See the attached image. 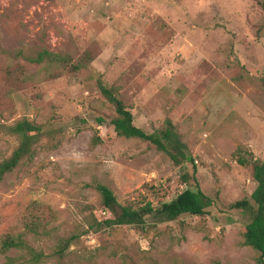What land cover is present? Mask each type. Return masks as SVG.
<instances>
[{"label":"rangeland","instance_id":"rangeland-1","mask_svg":"<svg viewBox=\"0 0 264 264\" xmlns=\"http://www.w3.org/2000/svg\"><path fill=\"white\" fill-rule=\"evenodd\" d=\"M84 47L93 59L74 73L29 60ZM119 71L133 124L152 133L169 119L192 162L115 133L90 78ZM22 118L43 131L32 158L0 180V243L19 236L49 254L75 231L63 259L41 264H255L241 237L248 218L230 204L251 194V162L264 159V0H0V162ZM97 183L121 204L157 205L196 185L213 204L144 229L86 232L90 212L104 215ZM16 255L0 248V264Z\"/></svg>","mask_w":264,"mask_h":264},{"label":"trees","instance_id":"trees-1","mask_svg":"<svg viewBox=\"0 0 264 264\" xmlns=\"http://www.w3.org/2000/svg\"><path fill=\"white\" fill-rule=\"evenodd\" d=\"M92 59L90 50L85 47L80 50L75 58L45 48L40 50L35 57L29 58L31 62L47 61L54 63L65 69L66 72L72 73L86 69ZM120 76L121 71L111 74H97L90 78L101 98L115 111V115L109 121L115 133L125 138L148 141L158 150L168 154L176 164L180 160L192 162L180 141L179 134L169 119L165 120L163 129L152 133H146L133 124L131 112L118 94ZM19 81L23 82L22 79L17 80V82ZM98 121L102 122L103 120L99 119ZM8 130L16 137L17 145L10 156L0 162V180L4 174L14 170L24 160L32 158L34 145L43 128L27 118H22L9 126ZM236 161L243 166L247 164V160L241 156H238ZM251 164L255 188L248 197L230 204V208L239 210L247 216L248 222L241 229L242 243L258 253L255 264H264V159H254ZM191 176L196 183L194 172ZM95 189L100 196L104 215L100 216L97 212H90L86 232H98L101 231L100 229L122 225H132L144 229L145 226L175 221L183 215H204L213 204V199L201 191L197 185L195 190L185 189L171 200L160 201L157 205H153L144 198L121 204L117 201L112 190L105 184L97 183ZM81 235L80 232L72 231L59 238L49 254L29 245L19 236H4L0 243L1 250L5 252L14 250L18 255L6 256L2 264H41L48 257L61 260L68 253L69 247L75 244Z\"/></svg>","mask_w":264,"mask_h":264}]
</instances>
